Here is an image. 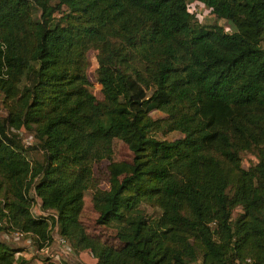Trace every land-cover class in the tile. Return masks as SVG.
<instances>
[{
  "label": "trees",
  "instance_id": "16d2710c",
  "mask_svg": "<svg viewBox=\"0 0 264 264\" xmlns=\"http://www.w3.org/2000/svg\"><path fill=\"white\" fill-rule=\"evenodd\" d=\"M190 1L230 31L198 24ZM0 98V230L36 248L53 230L65 256L86 250L95 264H264V0H0ZM106 126L128 159H111ZM161 128L181 137L158 139ZM102 159L105 189L91 177ZM88 188L95 224L127 250L86 231ZM16 252L0 240V264H30Z\"/></svg>",
  "mask_w": 264,
  "mask_h": 264
},
{
  "label": "rangeland",
  "instance_id": "374dc122",
  "mask_svg": "<svg viewBox=\"0 0 264 264\" xmlns=\"http://www.w3.org/2000/svg\"><path fill=\"white\" fill-rule=\"evenodd\" d=\"M190 4L193 8L192 13L194 14V19L198 22V24L202 25H209V24H217L224 28V30L230 31V28L228 24L224 20L216 19L212 13L206 9V7L203 6H196L193 4L192 1H190ZM191 10V8H190ZM38 12L36 11L33 14V18L37 20ZM57 25L59 27H64L65 24L63 21L57 22ZM95 54L96 50L89 49L86 52V68L85 73L87 80L89 82V89L92 92V94L97 98H101V94L99 92V85L95 81L94 76V69L96 67V60H95ZM5 111L1 104V98H0V118L4 117ZM149 115L152 118H164L165 115L159 111L152 110ZM103 131L106 132L108 135L112 137V153H111V159L112 160H122V159H128L130 157V153L125 147V145L119 141L117 138V134L119 132V128L117 126H106L103 128ZM26 134H22L21 136L24 137ZM155 137L158 139H177L181 137V134L178 132H166L164 128H161L158 130L155 134ZM26 156L28 159L32 160H41V154L37 152L36 150H28L26 152ZM241 166L243 168H247L249 165L255 162L254 154L248 153V154H242L241 156ZM106 164L107 160L102 159L100 161L94 162L91 164V177H92V183L96 185L98 188L105 189L107 188V171H106ZM83 201L84 206L81 212V222L83 223L86 231L90 234L98 235L99 240L105 242L106 244H109L110 246H113L117 249H125L127 250V246L120 244L115 238H114V229L111 227H105V226H99L95 224V218H96V207L99 205V201H97L93 197V191L91 189H86L83 192ZM140 207L144 210L146 215H150L152 217H155L159 214L158 209L152 206V203L148 200H143ZM236 211H238V208H236ZM236 214V212L233 211V216ZM10 236L2 237L0 236V240L8 242L13 246V242L20 241L19 238L16 241H12L9 239ZM89 258H93L89 255ZM68 264H73L72 261L67 260ZM74 264H82L80 261H75Z\"/></svg>",
  "mask_w": 264,
  "mask_h": 264
},
{
  "label": "crops",
  "instance_id": "0c3cea01",
  "mask_svg": "<svg viewBox=\"0 0 264 264\" xmlns=\"http://www.w3.org/2000/svg\"><path fill=\"white\" fill-rule=\"evenodd\" d=\"M30 213L34 217L44 214V212L40 211L39 200L37 198L35 199L33 206L30 208ZM20 239V241L13 242V246L17 248L16 256L29 260L30 264H39V259L42 255L53 257L56 261L65 258L64 260H70L73 264L75 261H80L82 264H95V259L89 258L90 253L86 250L77 253L76 256L73 254L65 256V251L58 246L56 240L53 238L48 245L47 250H42L40 252H37V250L31 246L28 238L21 237Z\"/></svg>",
  "mask_w": 264,
  "mask_h": 264
},
{
  "label": "built area",
  "instance_id": "2783aa9c",
  "mask_svg": "<svg viewBox=\"0 0 264 264\" xmlns=\"http://www.w3.org/2000/svg\"><path fill=\"white\" fill-rule=\"evenodd\" d=\"M22 139H23L22 141L24 143L29 142V138L27 135H25ZM0 225H1V222H0ZM50 234H51V237L56 240L58 246L65 251L64 254L66 255L68 252L66 249L65 240L62 237L58 236L56 234V232H54L53 230L50 232ZM0 236H2V237L10 236L9 239H11L12 241H16L23 236V233L16 231V230H14V231H2V230H0ZM29 243L31 244L30 241H29ZM47 247H48V245H45L41 248H36V247H34V248L37 250V252H40L42 250H47ZM241 264H252V261L249 258H245Z\"/></svg>",
  "mask_w": 264,
  "mask_h": 264
}]
</instances>
